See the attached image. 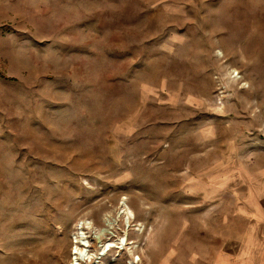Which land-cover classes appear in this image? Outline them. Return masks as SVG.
Returning a JSON list of instances; mask_svg holds the SVG:
<instances>
[{"label":"rangeland","instance_id":"obj_1","mask_svg":"<svg viewBox=\"0 0 264 264\" xmlns=\"http://www.w3.org/2000/svg\"><path fill=\"white\" fill-rule=\"evenodd\" d=\"M263 177L264 0H0V264H69L84 220L208 262Z\"/></svg>","mask_w":264,"mask_h":264},{"label":"crops","instance_id":"obj_2","mask_svg":"<svg viewBox=\"0 0 264 264\" xmlns=\"http://www.w3.org/2000/svg\"><path fill=\"white\" fill-rule=\"evenodd\" d=\"M235 216L243 220L244 226L227 241L232 248L231 254L215 251L208 262L199 260L188 264H264V177L255 181L246 208Z\"/></svg>","mask_w":264,"mask_h":264},{"label":"bare ground","instance_id":"obj_3","mask_svg":"<svg viewBox=\"0 0 264 264\" xmlns=\"http://www.w3.org/2000/svg\"><path fill=\"white\" fill-rule=\"evenodd\" d=\"M123 206L120 207V211L118 212L119 214L123 213L125 219L127 222H130V219L134 217L133 211L129 207H126L124 203H122ZM124 219V220H125ZM90 222V221H89ZM89 222L87 221H81L76 224V230L73 232V236L71 237V242L72 246L70 249V260L69 264H103L100 263V258L105 256L109 250L112 248H118V249H123L127 248V251L129 253H132L133 250L135 249V246L133 245V242H127V239L118 238L116 241H111L110 238L107 237L105 242H101L100 237L102 236L104 230H100L97 232V243L99 244V251L97 253H93L90 249V242L88 238V234L86 235V232L83 231L84 228H89ZM92 225V224H91ZM137 228L136 230L138 232L143 231V225L142 223L137 222ZM93 227V226H92ZM127 232L124 231L125 236ZM119 241V242H117ZM120 244V245H119ZM133 257L132 260L129 261L128 264H137V262L140 260V256L137 255L135 256V253H132ZM92 260H94L92 263H90Z\"/></svg>","mask_w":264,"mask_h":264}]
</instances>
